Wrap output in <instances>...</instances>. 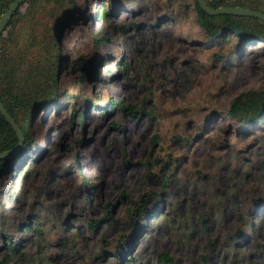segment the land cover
<instances>
[{
  "label": "rangeland",
  "instance_id": "rangeland-1",
  "mask_svg": "<svg viewBox=\"0 0 264 264\" xmlns=\"http://www.w3.org/2000/svg\"><path fill=\"white\" fill-rule=\"evenodd\" d=\"M36 1L38 41L55 4ZM72 1L59 95L34 111L27 151L0 174V264H264V114L226 117L236 95L264 89V41L229 29L211 39L190 0ZM141 199L151 215L135 224ZM10 238L21 255L5 257Z\"/></svg>",
  "mask_w": 264,
  "mask_h": 264
},
{
  "label": "trees",
  "instance_id": "trees-1",
  "mask_svg": "<svg viewBox=\"0 0 264 264\" xmlns=\"http://www.w3.org/2000/svg\"><path fill=\"white\" fill-rule=\"evenodd\" d=\"M13 0H0V17L8 8ZM207 5L212 8L219 7H245L264 13V0H205ZM55 10L44 11V17L47 18L45 33L42 39L36 40L35 30L39 19L36 14L39 6L36 0H25L13 13L6 27L0 34V100L20 129L23 142L17 151L18 156L27 151L30 145L29 124L34 111L51 104L59 95L58 84L55 79L59 67L58 55V32L63 25L71 18L73 1L72 0H53ZM25 6V12L20 9ZM189 6L195 12L194 19L211 39L223 38L225 30L229 29L239 36L238 42L253 41L260 39L264 41V22L260 19L233 15L217 14L210 15L206 13L198 4L197 0H190ZM102 15L107 11L100 10ZM29 25L32 35V48L39 50L38 60L31 64L27 62V56L30 50L26 47L24 41V28ZM227 39L224 42H229ZM251 41V42H252ZM32 48H30L32 50ZM80 63L82 75H89L88 65L92 60ZM113 105H119L120 108L133 117L146 114L151 117V112L145 111L144 107L136 105H124L121 102H114ZM110 107L111 104H108ZM107 108V106H106ZM139 114L138 116H136ZM264 114V89H249L236 95L231 101L226 111V117L235 120L238 124H253ZM84 122V117L80 116ZM20 121L22 123H20ZM18 139L15 131L0 113V153L10 151L17 144ZM11 162L6 158H0V174ZM143 199V198H142ZM141 199L140 205L134 209H128L129 217L138 224L139 220L145 221L151 211ZM148 213V214H147ZM110 214H106L103 219L107 224L112 225ZM88 227H95L92 221H89ZM29 228L26 224L24 231ZM21 244L18 239L14 241L9 239L7 249L11 254L5 257L21 255L18 253ZM115 254L119 257L128 250L129 243H120ZM170 257L165 254H159L158 262L165 263Z\"/></svg>",
  "mask_w": 264,
  "mask_h": 264
},
{
  "label": "water",
  "instance_id": "water-1",
  "mask_svg": "<svg viewBox=\"0 0 264 264\" xmlns=\"http://www.w3.org/2000/svg\"><path fill=\"white\" fill-rule=\"evenodd\" d=\"M25 0H13L5 12L0 17V34L6 27L8 21L12 17L13 13L18 9V7L24 2ZM199 6L208 14L210 15H217V14H233V15H242V16H250L257 19H260L264 22V13L261 11L245 8V7H219V8H212L207 5L205 0H197ZM0 113L4 116L5 120L10 124L12 129L15 131L17 135L18 142L13 149L7 152L0 153V158H7L17 152L23 142V136L18 128L17 124L13 120V118L8 114L5 110L1 100H0Z\"/></svg>",
  "mask_w": 264,
  "mask_h": 264
}]
</instances>
